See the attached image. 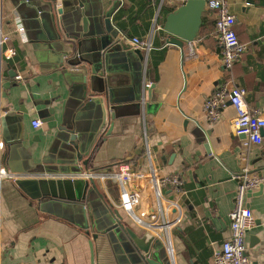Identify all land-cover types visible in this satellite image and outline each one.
Wrapping results in <instances>:
<instances>
[{
    "label": "crops",
    "instance_id": "crops-1",
    "mask_svg": "<svg viewBox=\"0 0 264 264\" xmlns=\"http://www.w3.org/2000/svg\"><path fill=\"white\" fill-rule=\"evenodd\" d=\"M1 3L3 33L11 38L8 46L16 49L17 57L5 60L0 82V264H91V242L95 264H133L128 234L119 228L103 232L115 220L109 210L120 212L127 229L140 236L145 232L118 207L121 188L109 175L122 163L132 165L126 186L138 196L136 214L145 223L158 213L155 181L170 220L177 216L173 202L185 209L184 222L173 230L171 246L161 241L170 263L214 264L215 254L230 236L229 216L238 185L234 176L249 167L264 179L263 162H255L258 155L264 156V137L262 145L246 149L245 138L234 134V108L227 103L219 121L211 124L204 105L219 88L237 86L247 91V105L264 114V0H229L238 40L247 46L231 72L224 68L216 16L210 11L205 10L193 43V48L206 50L201 57L190 55L189 43L169 44L164 31L167 16L185 0H86L99 18H91L90 37L79 40L78 50L79 41H72L75 52L80 51L83 60H99L101 40L109 35L123 46L111 65L118 70L113 73L109 96L115 111L106 110L117 119L107 122L104 131L112 128V133L106 141H97V149L83 158L89 163L82 175L60 172L61 168L76 171L82 167V163H66L77 151L71 134L61 128L65 120L72 121L82 149L87 150L102 123L99 116L107 99L103 96L102 105L89 102L74 111L73 94H80L83 70L91 66L83 62L74 66L77 71L60 67L59 50L68 43L61 45L53 39L56 30L40 0ZM17 23L25 27L27 41L16 34ZM134 38L152 45L148 54L141 50L144 62L135 53ZM75 62H80L79 57ZM17 74L24 81H16ZM139 94L144 103L136 99ZM51 109L55 119L44 123ZM34 120L42 122L37 129L32 126ZM26 170H36L35 180L57 181L59 196L65 198L68 193L76 202L48 204L32 199L8 176L22 178ZM91 171L104 175L96 179L102 199L88 191L85 201L78 202L86 178L76 176L88 177ZM173 175L182 179L180 191L160 181ZM63 180L69 182L66 189ZM261 185L247 198L255 217L246 236L252 264H264V181Z\"/></svg>",
    "mask_w": 264,
    "mask_h": 264
},
{
    "label": "water",
    "instance_id": "water-1",
    "mask_svg": "<svg viewBox=\"0 0 264 264\" xmlns=\"http://www.w3.org/2000/svg\"><path fill=\"white\" fill-rule=\"evenodd\" d=\"M207 1L208 0H185L183 6L167 16L164 25V31L168 35L169 44L183 46L184 43H191L195 41L202 27L203 15L206 10ZM12 2L16 7L17 3L15 4L14 1ZM40 3L45 6L52 26L56 30L53 39L58 41L61 45H64V42L68 43L66 45L67 48H62V50H59L61 52L60 56L62 57V59L59 61L60 67L63 70H66L67 67H72L71 69L73 71H77L79 69L74 68V66L77 65L79 67L83 62L91 66L90 70H83V78L82 81H80V94L77 92L73 94V99H75V101L72 108L74 111L84 108L89 102L102 105L104 102L102 98L103 96H105L107 99V102L102 105L103 110L99 116V120L102 123L100 126H98L97 131L93 133V138L87 150L82 149L81 140H79V137L75 135V130L73 128L74 125H71L72 121L65 120L61 128L62 130H67L68 133L71 134V144L77 151V154L73 160L66 161V163L72 166L76 165V163H82V167L78 166L76 171H71L67 168H61L60 172L63 174L71 173L74 175H82L84 173L83 171L88 169L89 163V159L83 160V158L88 157L97 149V141H106V138L112 133V128L107 132L104 131L105 126L107 125L108 121L111 123L117 119L115 113L108 116L106 110L107 107H109V110L115 111V107H113V100L109 99V96H111V91H113L111 90L113 85V73H116L118 70L111 65L114 64L115 59L118 58L117 53L120 49L119 46H123V42L114 40L110 35L106 36V38L101 40V53H99L101 58L93 62L83 60V58L80 56V51L79 53L78 51L77 53L75 52V46L72 41H79L81 39L90 37L87 32V27L89 23H91L92 17L96 20L99 18L98 11L95 8L91 7V10L89 7H87L86 0H40ZM80 46L81 41H79L77 44V50ZM135 53L137 54L139 60L144 62L145 54H143L139 49L135 50ZM77 57H79L80 62H75ZM83 68H85V66H83ZM136 99L142 100L143 103L144 96L139 94L137 95ZM54 114V110L51 109L50 118H47L44 123L52 122L55 119ZM73 122H75V120ZM104 135L106 136L105 138L103 137ZM262 136L264 137V131L262 132ZM242 137L245 138L244 136ZM255 162H263L264 165V156L261 157L258 155ZM33 171L36 172V170ZM33 171L26 170V173H24L25 176L16 179V184L18 187L29 197L40 201L41 203L47 202L48 204H52L54 201H65L67 203L76 202V200L73 199V197L68 193H66L65 198L59 196L58 191L55 189V186L58 183L57 181L51 180V178H42L39 180L32 178V175H35ZM91 172L98 173V171ZM90 174L88 177L86 175L76 176L78 178H86L83 188L84 194L82 199H80L78 202L82 203L85 201L83 199L86 197L88 191L95 193L100 199H102L98 182L96 181V178ZM61 182L66 189L69 182L67 180H63ZM45 185L48 186V190H46L44 187ZM262 186L263 185L260 186V190H262ZM109 213L114 216L115 220L113 224L104 229L103 232L105 234L112 231V229L114 230L119 228L123 233L128 234L132 240L131 245L133 246V251L131 260L133 264H172L170 263L171 261L168 260V256L166 257V255L163 254L164 246L160 239L156 238L149 231H145L141 236L137 235L133 230L127 229L124 226L123 218L121 217V214L118 210H109ZM87 215L88 214L86 211H84V219L86 222L88 218ZM84 228H89V225H86ZM90 249L91 264H95V251L92 242L90 243Z\"/></svg>",
    "mask_w": 264,
    "mask_h": 264
},
{
    "label": "built area",
    "instance_id": "built-area-1",
    "mask_svg": "<svg viewBox=\"0 0 264 264\" xmlns=\"http://www.w3.org/2000/svg\"><path fill=\"white\" fill-rule=\"evenodd\" d=\"M0 4L1 0H0ZM206 10L215 14V31L216 36L222 46V62L227 72H231L236 62L246 53L247 46L240 43L235 32L236 18L229 11V0H208ZM19 22V21H17ZM16 34L22 40L27 41L25 27L20 23L16 24ZM11 38L4 35L3 23L0 21V82L3 77V65L5 60L13 61L17 57L15 48L9 47ZM133 45L140 49L146 50L147 54L152 50L150 42L142 41L139 38L133 39ZM193 41L189 43L190 55H198L203 57L206 50L201 46L193 48ZM16 81H24L22 74L16 75ZM247 91L241 87L219 88L205 103L204 111L209 123H217L221 117L222 109L230 104L235 112L236 117L233 121L234 134L238 137H245L244 147L249 149L254 145H262L264 131V114L258 109L250 108L245 97ZM145 100H143L144 103ZM42 125L40 120L32 121V126L37 129ZM132 165L130 163H122L118 167V171L109 175L115 179L121 188V203L119 208L122 209L127 216L139 224L144 231L151 232L156 238L165 243L167 247L171 246V237L173 230L184 222L185 212L180 203L173 202L174 208L177 210V216L174 220H170L167 211L162 205L164 197L160 191L157 181L155 184V201L158 213L152 222L145 223L136 214V206L139 203L138 196L127 189L126 183L131 178ZM161 174V173H157ZM13 179H18L14 174L8 175ZM91 176L103 177V174L92 173ZM106 176V175H105ZM238 185L235 196V204L230 213V236L221 244L220 251L215 254L214 264H252L247 255L246 236L255 225V217L253 211L247 203L250 193L254 192L263 183L264 179L257 170H251L249 167L242 169L234 178ZM160 181L164 185H170L176 191L181 190L182 179L178 175L173 177H164ZM159 181V182H160Z\"/></svg>",
    "mask_w": 264,
    "mask_h": 264
},
{
    "label": "trees",
    "instance_id": "trees-1",
    "mask_svg": "<svg viewBox=\"0 0 264 264\" xmlns=\"http://www.w3.org/2000/svg\"><path fill=\"white\" fill-rule=\"evenodd\" d=\"M97 172V171H96Z\"/></svg>",
    "mask_w": 264,
    "mask_h": 264
}]
</instances>
